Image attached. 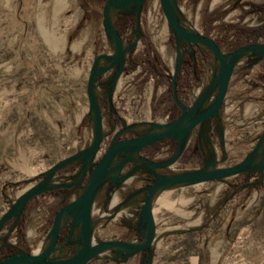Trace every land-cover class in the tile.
<instances>
[{
    "label": "rangeland",
    "instance_id": "374dc122",
    "mask_svg": "<svg viewBox=\"0 0 264 264\" xmlns=\"http://www.w3.org/2000/svg\"><path fill=\"white\" fill-rule=\"evenodd\" d=\"M104 1L67 0L68 4L54 15L50 0H0V216L53 163L87 146L91 139L87 77L98 53L113 52L102 26ZM250 2L261 4L264 0H177L184 24L216 39L221 38L222 23L248 26L264 22V12L243 10ZM226 3L229 5L223 7ZM223 9L226 12L221 17L209 25L205 23L210 12ZM124 13L130 11L113 14L114 25L121 22ZM139 28L142 37L126 51L124 68L111 94L112 108L115 110V102L121 118L114 111L109 113L105 99L107 81L114 69L97 79L106 135L94 160L104 152L120 122L164 121L168 118L167 107H172L169 99L161 104L171 88L175 48L159 0H145ZM81 35L86 39L74 46ZM55 36L61 43L53 46L50 40ZM135 36L133 24L122 32L124 45ZM232 39L230 31L221 48L229 49ZM261 39L264 41V37ZM147 43L150 52L159 55L162 73L142 60ZM216 66L214 55L205 49L204 59L198 60L202 79L195 78L191 67L184 70L181 79L185 90L180 98L191 104L216 73ZM155 93L158 97L154 104ZM263 129L264 57L245 55L235 66L219 115L197 126L178 161L158 171L172 174L194 170L209 159L214 160L216 168L233 164L253 147ZM196 140L200 151L189 154ZM171 147L169 141L158 150L146 148L142 153L164 159L172 154ZM79 167L80 161L66 165L56 172L54 182L71 179ZM149 176L146 171H137L121 185L122 191L107 201L104 185L92 208L93 220L101 223L95 228V240L137 237L144 192L135 191L148 183ZM83 183L65 191V198H73ZM154 200L157 237L150 264H264V167L224 179L175 185L157 193ZM61 203L51 192L31 198L22 213L21 231L15 226L8 240L37 250L51 225L52 210ZM202 223L203 231L186 229ZM29 232L37 233L35 239H29ZM104 255L113 253L107 251ZM109 259L94 257L86 264H114ZM139 263L137 256L127 264Z\"/></svg>",
    "mask_w": 264,
    "mask_h": 264
},
{
    "label": "water",
    "instance_id": "95a60500",
    "mask_svg": "<svg viewBox=\"0 0 264 264\" xmlns=\"http://www.w3.org/2000/svg\"><path fill=\"white\" fill-rule=\"evenodd\" d=\"M145 0H105L102 5V26L113 46L112 53H98L91 64L86 82L88 114L91 120L92 136L87 146L53 163L42 176L19 194L0 216L1 245L7 244L9 233L22 216L28 201L47 191L57 188L68 189L83 183L76 195L63 202L55 211L51 225L46 231L43 244L37 251L17 248L14 252L0 258V264H86L94 257L127 259L140 252L139 264H150L153 244L157 237L156 222L153 214V201L160 191L175 185H190L206 181L224 179L244 172L262 170L264 167V129L253 147L237 162L216 168L214 160L209 159L203 166L172 174L158 170L171 166L181 157L191 132L205 122L217 117L225 102L229 82L239 59L245 55L258 59L264 57V42L253 41L241 44L225 52L216 40L203 32L186 26L179 17L177 0H159L166 23L173 35L175 61L171 74V96L179 107V114L169 121H141L126 123L112 131L111 139L104 152L94 160L106 133L103 130V110L98 98L97 79L110 69H114L108 82L105 99L109 113L113 112L111 94L116 81L125 65L126 51L140 38V15ZM112 15H111V11ZM117 11L133 12V41L125 46L122 34L113 23V14ZM192 49L197 44L208 49L217 61L216 73L207 85L200 89L198 96L187 104L177 94V76L181 68L184 50L182 44ZM110 131V132H111ZM130 133V136L126 134ZM171 138L175 141L173 153L164 159H154L142 153V150L158 141ZM80 161L75 175L63 182H54L56 172L68 164ZM146 171L147 184L136 189L144 192L137 218V237L132 239L95 240L94 231L98 221L93 220L92 208L101 189L106 188L109 200L121 185L131 179L137 171ZM134 191L127 194L125 202ZM12 223L5 230L9 220ZM62 229L66 234L59 240ZM75 246L73 253L64 257L60 253L67 246ZM110 251L113 255H104Z\"/></svg>",
    "mask_w": 264,
    "mask_h": 264
},
{
    "label": "trees",
    "instance_id": "16d2710c",
    "mask_svg": "<svg viewBox=\"0 0 264 264\" xmlns=\"http://www.w3.org/2000/svg\"><path fill=\"white\" fill-rule=\"evenodd\" d=\"M195 1V0H193ZM145 3V2H144ZM253 7L250 9V11H255L257 9H259V6H256L255 4L252 5ZM144 7V4H143ZM226 10L223 9L221 11L219 10H213L212 12H210L208 15V18H206L205 23H207L208 25L214 21L217 20L219 17H221V15L223 13H225ZM122 16V20L119 23V25L117 26V29L119 30V32L122 34V32L128 28L129 26H132L134 24V20H135V16L133 12L130 13H124L121 15ZM221 28L223 30L222 34H221V38L220 39H216L217 43L221 46V42L225 41L227 39V34L231 31V33L234 35L233 40L231 41V45L230 48H234L237 47L238 45L241 44V42L244 39L249 38V34L251 32V27L247 26V25H238V24H234V23H230V22H225L221 24ZM142 37V35H141ZM149 47H151L150 44H146V56L142 59L143 61H146L148 66L156 71H158L159 73H162V71L160 70V66H162L163 64L161 63V59L159 57V55L157 53H155L154 51L151 50ZM188 67H191V69L193 70L194 76L196 79L200 78V75L202 73V69L200 67H198L193 61L192 58L189 56H184L183 58V63L181 66V69L178 73L177 76V94L178 96H182L184 94V90H185V84L184 81L181 79L182 78V73L184 70H186ZM171 76H169L170 78ZM164 99H169L171 102V105L173 108H175L176 110H178V107L176 106L174 100L172 99L171 96V88L170 86L168 87V96L163 97ZM176 114L173 113L172 117H174ZM170 139L166 138L164 140L158 141L150 146L145 147L149 148L151 150H158L160 145L165 143V142H169ZM171 142V141H170ZM172 143V147H171V151L173 153L174 148H175V143ZM189 154L191 153H196V150L194 149V146H190L189 147ZM185 151V149H184ZM183 151V153H184ZM182 153V155H183ZM56 191V189H55ZM55 191H52L55 193ZM59 206H56L53 210H52V216L55 213V211L57 210ZM52 218H50V223H51ZM24 222H21L18 224L17 229H19V231H21L22 227H23Z\"/></svg>",
    "mask_w": 264,
    "mask_h": 264
},
{
    "label": "flooded vegetation",
    "instance_id": "af4514ba",
    "mask_svg": "<svg viewBox=\"0 0 264 264\" xmlns=\"http://www.w3.org/2000/svg\"><path fill=\"white\" fill-rule=\"evenodd\" d=\"M253 4H255L256 6H259V9H257V10H255V11H250V9L253 7L252 5ZM229 5V4H228ZM227 5V6H228ZM226 6V7H227ZM245 11H249V13H251V12H259V13H261V12H264V2L263 3H261V4H258V3H256V2H250L249 3V6L247 7V9H245ZM119 25V24H118ZM117 25V26H118ZM249 27H251V32H250V36H249V38H247V39H244L242 42H241V44H244V43H248V42H253V41H260V42H264V41H262L263 39H261V38H263L264 37V22H262V23H260V24H255V25H248ZM204 33V32H203ZM172 34V33H171ZM204 34H206V33H204ZM141 35H142V33H141ZM141 35H140V38H141ZM233 35V34H232ZM172 37H173V35H172ZM139 38V39H140ZM233 38H234V35H233ZM215 40H216V38H214ZM233 40V39H232ZM231 40V41H232ZM173 41H174V39H173ZM217 42V41H216ZM240 44V45H241ZM231 45V44H230ZM220 46V45H219ZM239 46V45H238ZM221 47V46H220ZM174 48H175V45H174ZM182 48H183V50H184V55H183V58H184V56H189V57H191L192 58V61L198 66V60L199 59H204V53H205V49H203V47H201V46H199V45H197V44H193L192 45V49H189L187 46H186V44H182ZM234 48H236V47H234ZM234 48H229V49H227V50H223V51H225V52H228V51H230V50H232V49H234ZM182 63H183V60H182ZM181 66H182V64H181ZM181 69V68H180ZM180 71V70H179ZM202 71H203V69H202ZM192 72H193V70H192ZM194 74V73H193ZM202 76L200 75V78L199 79H197V80H200V79H202L201 78ZM183 96V95H182ZM182 96H180V97H182ZM177 106V105H176ZM178 107V106H177ZM178 113H176V115L174 116V117H172V115L170 116V119L169 120H172V119H174L178 114H179V107H178V111H177ZM169 120H167V121H169ZM131 134L130 133H128V134H126V136H130ZM168 139H170V141L171 142H174L175 143V141L173 140V139H171V138H168ZM176 144V143H175ZM194 149L195 150H197V151H200L199 149H200V147H199V141L198 140H196V142L194 143ZM145 149V148H144ZM175 149V148H174ZM184 151V150H183ZM149 157V156H148ZM146 182H148V181H146ZM52 191H55V189L54 190H52ZM52 191H47V192H51V193H53V196L55 197V198H57V199H60L61 201H62V203L63 202H65V201H67L68 199H66L65 198V194H64V192H65V189H61V188H57L56 189V191H55V193L54 192H52ZM61 203V204H62ZM61 204L60 205H58L59 207L61 206ZM58 207V208H59ZM57 208V209H58ZM54 215V214H53ZM53 217V216H52ZM12 220V219H11ZM11 220H9L8 222H10ZM24 220H23V216H21L20 217V219L18 220V222H17V224H16V228H17V226H18V224L19 223H21V222H23ZM52 221V220H51ZM65 234H66V230L65 229H62L61 231H60V234H59V240H62L63 239V237L65 236ZM125 239H129V237L127 238H125ZM0 245H1V241H0ZM17 248H23L22 246H20L17 242H11V241H9L8 239H7V244L5 245V246H2V247H0V258H2V257H5L6 255H8L9 253H12V252H14ZM24 249V248H23ZM24 250H26V249H24ZM75 250V246H71V245H69V246H67L65 249H64V251L62 252V253H60L61 255H63L64 257H68V256H70L72 253H73V251ZM27 251V250H26ZM140 259H141V256H140Z\"/></svg>",
    "mask_w": 264,
    "mask_h": 264
},
{
    "label": "crops",
    "instance_id": "0c3cea01",
    "mask_svg": "<svg viewBox=\"0 0 264 264\" xmlns=\"http://www.w3.org/2000/svg\"><path fill=\"white\" fill-rule=\"evenodd\" d=\"M61 1V2H60ZM58 3H60L59 5H57L56 7H55V5L56 4H58ZM68 3H67V0H50V2H49V6H50V9H51V13L52 14H57L58 13V11H61L64 7H65V5H67ZM47 6H48V4H46ZM228 5V3H226L223 7H226ZM47 6H46V8H47ZM249 5H244L243 7L245 8V7H248ZM244 11H245V9H243ZM241 13H242V11H241ZM40 20H41V18H40ZM40 23L42 24V26H41V28H43V23H42V21H40ZM254 25V24H253ZM86 37L87 36H84V35H81V37H80V39L79 40H77V41H75V43L73 44L74 46H77V45H79L81 42H83L85 39H86ZM50 42H51V44L53 45V46H55V45H57L58 44V42L59 43H61V40H59L56 36H55V38H52L51 40H50ZM117 90L116 91H114V93H113V101H115V97L117 96ZM121 95V94H120ZM157 94L155 93L154 95H153V102H154V104L156 103V100H157ZM163 103H165V99L163 98L162 100H161V104H163ZM160 104V105H161ZM114 106H115V110H114V112L116 113V115L119 117V118H121L120 117V115L118 114L119 113V111H118V109L116 108V104H115V102H114ZM157 106H155L153 109H154V111H156L157 110ZM168 109H167V113H168V118L166 119V120H164V121H167V120H169L170 119V116L173 114V113H178L177 111L178 110H176L175 108H173V107H167ZM150 110V109H149ZM151 112V111H150ZM154 115H155V113H154ZM149 120H152V119H149ZM149 120H146V121H149ZM156 120V119H155ZM137 121V120H136ZM163 121V120H162ZM131 122H135V120L134 121H128L127 123H131ZM121 123V122H120ZM123 189V188H122ZM120 191H122L121 189H118L116 192H115V195H118L119 194V192ZM157 200H154L153 201V208H154V205L157 203L156 202ZM161 204V203H160ZM153 214H154V217H155V212H154V209H153ZM155 222H156V220H155ZM43 224V221H41V222H39V226H41ZM38 226V227H39ZM37 227V226H36ZM49 228V227H48ZM48 228H47V230H48ZM188 231H195V232H199V231H203V223L202 224H195V225H190L188 228H186ZM46 230V231H47ZM46 231H44V235H45V233H46ZM156 233H157V222H156ZM37 233H35V234H32L31 232H29V239L30 240H32V239H35V235H36ZM44 235L42 236V240L40 241V243L43 241V238H44ZM134 236H136V235H133L132 237H130V238H133ZM118 238H120V239H125V237L123 238V237H118ZM43 243V242H42ZM41 243V244H42ZM41 244H39L38 246L40 247V245ZM24 249H26L27 251H37L38 249H39V247H38V249L37 250H34L33 248H31V247H29L28 245L27 246H22ZM137 256H141V254H140V252L139 253H137V254H135V255H133V256H131V257H129V258H127V259H121V258H117V259H114V258H110L109 260H112L113 261V263L114 264H127V263H129V262H132L134 259H136V257Z\"/></svg>",
    "mask_w": 264,
    "mask_h": 264
},
{
    "label": "bare ground",
    "instance_id": "6f19581e",
    "mask_svg": "<svg viewBox=\"0 0 264 264\" xmlns=\"http://www.w3.org/2000/svg\"><path fill=\"white\" fill-rule=\"evenodd\" d=\"M57 1H58V0H57ZM60 2H61V1H60ZM59 4H60V3L56 4L55 7H56L57 5H59ZM56 8H57V7H56ZM112 12H113V10L111 11V15H112ZM50 43H51V42H50ZM58 43H59V42H58ZM51 45H52V44H51ZM100 215H102V217L104 216L103 214H100ZM42 244H43V243H42ZM42 244H41V245H42ZM41 245H40V247H41ZM40 247H39V248H40Z\"/></svg>",
    "mask_w": 264,
    "mask_h": 264
}]
</instances>
